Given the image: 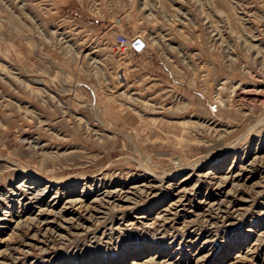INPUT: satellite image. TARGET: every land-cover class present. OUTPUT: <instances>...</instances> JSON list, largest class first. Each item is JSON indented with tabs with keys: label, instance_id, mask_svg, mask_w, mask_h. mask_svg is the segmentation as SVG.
<instances>
[{
	"label": "rangeland",
	"instance_id": "rangeland-1",
	"mask_svg": "<svg viewBox=\"0 0 264 264\" xmlns=\"http://www.w3.org/2000/svg\"><path fill=\"white\" fill-rule=\"evenodd\" d=\"M0 264H264V0H0Z\"/></svg>",
	"mask_w": 264,
	"mask_h": 264
},
{
	"label": "water",
	"instance_id": "water-1",
	"mask_svg": "<svg viewBox=\"0 0 264 264\" xmlns=\"http://www.w3.org/2000/svg\"><path fill=\"white\" fill-rule=\"evenodd\" d=\"M133 46L137 49V50H141L144 48L145 46V41L142 38H137L135 39Z\"/></svg>",
	"mask_w": 264,
	"mask_h": 264
},
{
	"label": "built area",
	"instance_id": "built-area-1",
	"mask_svg": "<svg viewBox=\"0 0 264 264\" xmlns=\"http://www.w3.org/2000/svg\"><path fill=\"white\" fill-rule=\"evenodd\" d=\"M119 41L122 45L129 44V39L125 35H120Z\"/></svg>",
	"mask_w": 264,
	"mask_h": 264
},
{
	"label": "bare ground",
	"instance_id": "bare-ground-1",
	"mask_svg": "<svg viewBox=\"0 0 264 264\" xmlns=\"http://www.w3.org/2000/svg\"><path fill=\"white\" fill-rule=\"evenodd\" d=\"M25 176H26V175H25ZM25 179H26V178H25ZM19 183H20V182H19ZM32 183H33V182H32ZM27 184H28V183H27ZM34 187H35V186H34ZM34 187H33V188H34ZM29 188H30V187H29ZM33 188H32V189H33ZM43 219H44V218H43ZM46 223H47V222H46ZM109 223H110V222H109ZM54 227H55V226H54ZM110 231H112V230H110ZM112 232H113V231H112ZM103 233H104V232H103ZM104 234H105V233H104ZM200 252H201V251H200ZM167 256H168V255H167Z\"/></svg>",
	"mask_w": 264,
	"mask_h": 264
}]
</instances>
